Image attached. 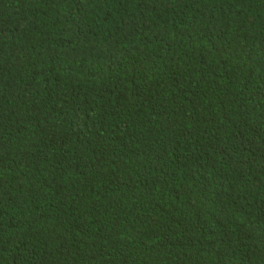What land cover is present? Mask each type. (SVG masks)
I'll return each instance as SVG.
<instances>
[{
    "label": "trees",
    "instance_id": "16d2710c",
    "mask_svg": "<svg viewBox=\"0 0 264 264\" xmlns=\"http://www.w3.org/2000/svg\"><path fill=\"white\" fill-rule=\"evenodd\" d=\"M0 264H264V0H0Z\"/></svg>",
    "mask_w": 264,
    "mask_h": 264
}]
</instances>
